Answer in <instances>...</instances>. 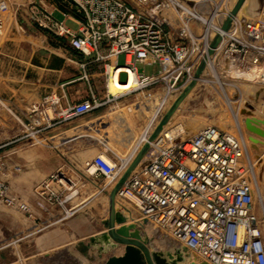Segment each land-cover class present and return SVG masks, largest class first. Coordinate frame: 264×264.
Returning <instances> with one entry per match:
<instances>
[{"label":"built area","instance_id":"obj_1","mask_svg":"<svg viewBox=\"0 0 264 264\" xmlns=\"http://www.w3.org/2000/svg\"><path fill=\"white\" fill-rule=\"evenodd\" d=\"M137 2L138 7L123 0H63L58 8L75 20L76 29L52 21L44 9L28 4L34 24L64 40L83 57L80 69L88 85L92 81L88 68L102 67L106 76L103 97L90 90L88 99L65 107L57 97L45 98L41 106H47L51 115L45 114L47 125L84 117L129 97L140 112V106L149 108L157 98L155 119L160 113L162 116L140 147H146L143 167L124 175L139 149L120 162L105 156L106 165L100 156L94 158L86 164L89 176L109 179L107 183L117 187L115 207L121 205V213H135L140 229L155 227L185 247L195 262L264 264V214L256 213L251 160L246 158L249 146L241 128L228 132L206 125L177 143L179 131L165 132L169 118L163 124L172 106L162 112L169 99L178 101L189 86L194 88L209 77L213 65L218 68L222 63L227 71L246 74L251 82L264 86V9L250 20L233 17L223 31L232 10L227 0H196L190 5L184 0ZM217 37L220 43L208 54ZM121 54L124 66L117 62ZM153 64L159 66L158 71L145 75L144 67ZM111 69L118 72L119 83L122 74L127 83L132 73L134 88L118 96L109 94ZM21 172L22 167L9 154L0 156V204L20 215L26 226L13 241L0 246V257L11 245L18 247L78 212L66 208L78 192L63 173L39 181L34 188L38 200L31 205L11 189L10 180ZM106 186L102 191L109 195L112 190L104 189ZM107 219L105 215L102 221ZM109 231L106 225L105 234ZM9 254L16 256L14 251Z\"/></svg>","mask_w":264,"mask_h":264},{"label":"rangeland","instance_id":"obj_2","mask_svg":"<svg viewBox=\"0 0 264 264\" xmlns=\"http://www.w3.org/2000/svg\"><path fill=\"white\" fill-rule=\"evenodd\" d=\"M123 1L130 6L138 7L137 0ZM219 1L220 0H215L216 3ZM30 2L34 3L37 2V0H0V50L4 44L20 43L26 51L25 53L22 52L21 56H28L32 54V52H35L34 55L37 59L50 56L53 61V66L64 68L66 76L74 74L76 68L70 60L72 59L75 60V62L82 63L84 61L83 57L80 54H72L74 52L67 48V43L64 40L38 27L37 24H34L29 19L30 6L28 4ZM52 2L58 8V5L61 4L63 0H52ZM253 3L254 6L251 8V17L245 18L246 16L242 15L240 18H245L246 20L253 19L255 13L264 9V0H254ZM66 26L71 29H76L77 27L75 23L70 21L66 23ZM44 31H47L49 35H46V41L42 43V40L37 38V35H34V33H42V35H44ZM66 51H68V53ZM72 56L74 58H72ZM66 59H68V61ZM117 62L119 66H124V55H119ZM26 67L27 69H25V67L17 68L15 72L12 66L6 63L5 66L0 69L5 74L4 79L0 77V156L9 154L13 160L15 159L21 166L26 167L22 169L20 174L13 176L10 180L11 189L15 191L26 189V191H23L24 196L22 198L29 204L35 205L38 198L34 189L31 191L33 183L46 179L51 175L63 173L72 181L73 189L78 192V194L73 197L72 203L68 204L66 207L77 208L78 210V212L69 219L68 225H72V223L75 222H84L87 225L99 222L105 215H108L107 202L109 195L108 192L102 191V189L107 184L104 189L111 191L114 188V184L107 183L109 179H106L102 175L89 176L86 164L94 158L99 157V153L110 158L109 152L111 151L117 152L116 160H113L115 162H120L130 157L129 153L130 151L132 153L136 150L138 142L145 128L148 126L151 114L150 118L148 117L149 115L144 118V115L141 113L142 106H140V112H138V106L134 105V100L129 97L117 102V105H119L121 109L116 112L108 111L113 108L115 104L110 106L105 105L93 113L85 117H80L66 125L64 123H58L53 126H48L47 119L45 118L47 106H41V102L49 97L44 87L46 71L39 66L33 67L27 64ZM226 68L227 67L221 63L217 71L221 72L222 75L218 78L209 70L210 76L196 85L190 97L181 102L177 111L176 121H170L172 127L169 129L179 130L180 132H178V134L180 139L194 135L206 125H215L228 132L235 129V121L230 119L231 117L228 112L224 110L227 109L225 107H228V104L226 103L227 100H224L222 93L226 90L224 83L236 79H234L232 75L226 73ZM158 69L159 66L157 64L146 66L144 67V74H155ZM14 72L20 76H23L24 73L26 74L25 78L21 80V93H19L18 88H15V90L12 89V85L9 82L8 73H10L12 77V73ZM87 75L88 77L94 76L90 87L100 97H103L105 95L106 83V76L104 75L103 68H88ZM66 76L61 78V83L67 81ZM29 80H31L32 83L36 80L37 83L34 85L32 83L29 84ZM119 81L125 83L126 75L122 74ZM94 86H99L101 88L96 90ZM28 89H34L35 91L30 93ZM230 91L232 93L233 90L231 89ZM262 91L263 89L259 92H255L254 100L252 101V106L254 108L253 114L256 116L258 115L257 111H259V109H262V112L264 111V92ZM220 98H223V100ZM233 98L234 101L230 105V108L234 107L233 110H237L240 105L238 103L241 102L238 90L234 92ZM156 99L157 98H154L152 102H156ZM174 100L175 97L169 99L165 105H163L162 112L169 106H172L170 108V110H172L174 108L173 102H177ZM220 112L223 113L221 114ZM160 115L162 116V113H160ZM160 115L157 117V120L160 119ZM147 118H149L148 122ZM109 119H112L113 122L108 124V128H105V126H107L105 123ZM166 121L167 118L165 116L163 124H165ZM225 121L228 122L225 123ZM154 126L150 130L151 132ZM169 126H171V124H169ZM99 133L108 138L109 144L107 146L102 147L92 138L88 139L90 136L97 138ZM117 133L119 137L115 138V134ZM55 135H59V137L52 139V136ZM252 160L251 176L252 179L256 176L259 181V189L257 188L256 190L258 192V194L256 193V213L260 216L264 214V154L256 159L252 156ZM116 208L118 211L123 212V207H121V205L117 204ZM20 218L21 216L16 214L11 208L0 204V240L9 236L7 241H0V246L6 242L13 241L14 238L17 237L16 234L20 228ZM134 220H136L135 213L131 214L130 221L132 222L129 223H133ZM145 228L146 226L143 229H139L140 232H144L143 230H145ZM148 244V251L150 252L156 251L165 253L168 251L167 249H152L149 240ZM19 245L18 247L15 244L11 245L8 249L2 251V260H0V264H72L71 260L58 257L61 253L60 250H55L48 255H41V257L35 256L30 258L24 253H22L23 257H20L17 251ZM32 248L30 249L32 250ZM11 251H14L16 256H11L9 254ZM67 251L72 255V258L79 262V264H96V259L102 257H97V255H95L96 259L90 262L73 246L67 247ZM191 262L195 261L189 253V258L183 264H192Z\"/></svg>","mask_w":264,"mask_h":264},{"label":"crops","instance_id":"obj_3","mask_svg":"<svg viewBox=\"0 0 264 264\" xmlns=\"http://www.w3.org/2000/svg\"><path fill=\"white\" fill-rule=\"evenodd\" d=\"M184 1L193 2L196 0H184ZM34 4L37 5L38 8L42 9V11L44 9L46 13L50 15V18L52 21L63 22L65 23V25L68 21L75 23V20L73 18L69 16L65 17L63 13L60 11V9H58L55 6L52 0H37V2H34ZM258 12L255 13L254 17L258 14ZM42 15H44V13H42ZM43 33L44 35H42V33H39V34L34 33V35H37V38L42 40V43L46 41V35H49L47 31H44ZM67 48H69L68 44H67ZM22 52L25 53L26 51L23 49L20 43L4 44V46L0 50V69L1 67L3 68L6 63L10 64L12 68L14 69V71L17 70V68H21V67H25V69H27L26 67L27 64L33 67L39 66L40 68L44 69L46 71L45 80H44V83H45L44 87H45L46 93L49 96L55 95V97L59 99L60 105L62 107H65L70 104L78 103V102L84 101L89 98L90 90L92 89L90 85H88L85 79H83L82 77L83 73H82V70L80 69L81 62L78 63V62H75V60L71 59L70 62L73 63L76 68L75 73L70 76H66V74L64 73V68H58V67L53 66V61L50 56H47L44 58L41 57L40 59H37V57H35L34 55L35 52H32V54L28 56L27 55L21 56ZM66 52L68 53V51ZM72 52H74L72 53L74 55L78 54L75 51H72ZM72 58L74 57L72 56ZM66 60L68 61V59ZM15 72L12 73L13 75L12 77L10 76V73H8L9 74L8 76L10 79L9 82L12 85V89L15 90V88H18L19 93H21L20 92L21 91V85H20L21 80L25 78L26 74L24 73L23 76H20V75L15 74ZM55 74H58V75H55ZM4 75H5L4 72L0 70V77L4 79L5 77ZM65 76L67 77L66 78L67 81L61 83V78H64ZM91 77L92 79H94V76H91ZM28 83L31 84L32 83L31 80H29ZM35 83H37L36 80H34L32 84L34 85ZM94 88L96 90H99L101 87L94 86ZM28 91H30L31 93L35 90L28 89ZM77 119L79 118L70 119L68 121H65L64 124L66 125ZM58 137L59 135H55V136H52V139H55ZM13 162L18 164L20 167H22V169L26 168L24 166H21L19 163H17L15 159L13 160ZM38 182L39 181H36L33 183L31 187V191H33V189L35 188ZM13 191L16 195H18L21 199H23L22 198L24 196L23 191H26V189L19 190V191L13 190ZM68 222L69 220H67L63 224L54 226L38 234L36 237H34L30 241L20 243L19 249L17 250L19 252V256L23 257L22 253H24L25 255H28L27 257H30V258L35 257V256L41 257V255H48L49 253L55 250H60L61 253L58 255L59 258L60 257L67 258L68 260H71L72 264H79V262L76 261L74 258H72V255L67 251V247L73 246L76 249V246L79 243L87 244L89 239H91L92 237H97V236H101L105 234L106 225L104 224L102 220L99 222H95L93 224H89V225L85 224L84 222H75V223H72V225H68ZM19 226L20 228L18 232L20 230H23L26 227L24 225L22 218H20ZM8 238L9 236L6 238H2V240L0 241H7ZM30 248H32V250ZM120 248H124V247L119 246L116 249H120ZM114 251L102 255V257L99 259L97 258L96 264H104L105 260L108 257H111L113 255L117 257V255L114 254ZM89 254L97 255L96 251H92V250L89 251ZM121 255H123V252L118 256H121ZM0 260H2L1 257H0Z\"/></svg>","mask_w":264,"mask_h":264},{"label":"water","instance_id":"obj_4","mask_svg":"<svg viewBox=\"0 0 264 264\" xmlns=\"http://www.w3.org/2000/svg\"><path fill=\"white\" fill-rule=\"evenodd\" d=\"M245 0H236L232 4L231 13L224 23L222 30L228 29L231 19L237 16L242 4ZM190 5L191 2H188ZM239 19H242L238 17ZM220 37H217L213 42L208 54H212L220 43ZM142 69H139V73ZM192 87L189 86L186 91L174 103V108L166 113V118H170L178 105L187 97ZM239 114L243 118V130L248 139V146L256 159L264 154V118L256 116L252 112L250 105H245L240 109ZM189 138V137H187ZM182 139H177V143ZM262 146V147H260ZM146 147L140 149L136 157L127 167L124 175H130L144 157ZM117 187H114L108 196V219L104 223L110 229L109 233L101 236L92 237L87 244L79 243L76 250L88 261L93 262L96 259L95 255H90L89 251H96L97 257L113 252L119 246L124 247L123 255L108 257L104 264H183L188 258V250L181 246L177 247L173 252H156L148 251V240L140 233V228L136 223H129L130 216L126 213H121L115 207V196ZM118 226L115 228V226ZM145 250V251H144Z\"/></svg>","mask_w":264,"mask_h":264},{"label":"bare ground","instance_id":"obj_5","mask_svg":"<svg viewBox=\"0 0 264 264\" xmlns=\"http://www.w3.org/2000/svg\"><path fill=\"white\" fill-rule=\"evenodd\" d=\"M235 1L236 0H227L228 7H231L232 4ZM253 2H254V0H245L244 3L242 4L240 10L238 11L237 17H241L242 15H245L246 16L245 18H250L251 17V13H252L251 12V8L254 6V3ZM245 18H242V19L246 20ZM212 67L213 68H211V71L215 75H219L220 76L221 75V72L217 71L218 68L215 65H213ZM226 71H227V68H226ZM227 73L230 74V75H232V77L236 78V80H232L230 82L224 83L226 90H224V93H222V94H223L224 100H227L226 103L228 104V107H225L224 106L225 108H227V109H224V110H226V112H228L229 116L231 117L230 119H232L236 123L235 124V129H232L231 132H234V130L236 131L237 128H241L242 136H243L244 140L248 143L247 136H246V134H245V132L243 130V118L239 114V111H240L241 107H243L244 104H245V105H250L252 107V112L254 113V108L252 106V101L254 100L255 92H259L262 89H263L262 92H264V86L261 85V84H257V83L251 82L250 81V76H248L246 74L238 73V72L233 71V70H230V69L227 71ZM134 86H135V83H134V80H133L132 73H130V75H129L128 82L125 83V84H121V83L118 82V72H115L112 69L110 70V78H109V80L107 82V91H108L109 94H112L114 96H118V95H121L124 92H126V91L134 88ZM229 89L230 90L231 89L233 90L232 93H231V91ZM193 90H194V88L191 89V91L187 95L186 99H188L190 97V95L193 92ZM236 90H238V95H239V97H241L240 98L241 102L238 103V104H240L239 107H238V109L237 110L236 109L233 110L234 107L233 108H230V105L234 101L233 96H234V92ZM223 98H220V99L223 100ZM156 102L149 103V105H148L149 108L141 107L142 108L141 113L144 115V118L147 117L148 115H149L148 117L150 118V114H151V118L150 119L147 118V122H148V119H149L148 126L145 128V130H144V132L142 134V137H141L140 141L138 142V145L136 147V150L133 151L134 153H136V151H138L140 149V147H142V144L146 142L149 134L151 133L150 130L152 129V126H154L157 123V120L155 119L156 111H153ZM180 104L178 105V107L176 108V110L172 113L171 117L169 118V124H171V126H169V127L168 126H165V132L167 131L166 129H170V127H172V123H170V121H173V120L176 121V115H177L178 108L180 107ZM218 107H220V106H218ZM120 109L121 108H120L119 105H115L113 108L109 109L108 111L109 112H116V111H118ZM261 110L262 109H259V111H257V114L260 117L264 118V111L262 112ZM220 113L222 114L223 112H220ZM224 113H225V111H224ZM46 114L49 115V116H51L49 110L46 111ZM112 122H113L112 119H109L108 121H106L105 124H107V126H105V128H108V124H111ZM152 122H153V125L151 126ZM227 122L225 121V123H227ZM197 124H199V123H197ZM232 127H233V123H232ZM178 131L179 130H175V129L173 130L172 129L169 132H171V133H177ZM117 137H119L118 133L115 134V138H117ZM90 138H92L93 140H95L96 142H98L102 147H105V146H107L109 144L108 143L109 142L108 141V138L106 136H103L101 133H99L97 135V138H93L92 136L88 137V139H90ZM179 138H180V136H179ZM260 147H262V146H260ZM133 152L131 153V151H130V153H129L130 157L134 154ZM109 154H110V157L113 160H116L117 152L111 151V152H109ZM99 156L102 159V160H100L102 162V164L103 165H106L107 159L105 158V155L99 153ZM252 156L253 155H252V153H251V151H250V149L248 147V154H247L246 158L248 157V159H250L251 161H253L252 160ZM125 159H127V158H125ZM145 163H146V158L144 156L142 158V160L136 166L134 172H137L141 167H143V165ZM93 170H94V166H91V168L89 169V171L90 172H93ZM258 170H259V168H258ZM253 179H254L253 180V188H254V192H255V196H256V193L258 194V192L256 190H257V188L259 189V181L257 180L256 176H254ZM107 204H108V202H107ZM143 231L144 232H142V233L140 232V233H141V235H143L145 238H147L149 240L150 246H151L152 249H155V250L156 249L157 250L158 249L159 250H161V249L162 250L163 249L166 250L167 249L168 251L173 252L177 247H181L179 244H177L176 242H174L168 235H165V234L161 233L158 229H156L155 227H153L151 225H147L146 228H145V230H143ZM122 252H124V248H120V249L115 250L114 251V254H116L117 257H119L118 255H120ZM191 263L192 264H198L197 262H191Z\"/></svg>","mask_w":264,"mask_h":264}]
</instances>
